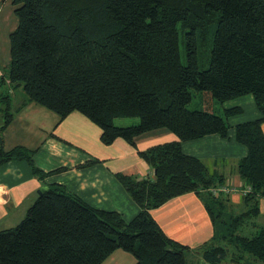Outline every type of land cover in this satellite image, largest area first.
Wrapping results in <instances>:
<instances>
[{"label":"trees","instance_id":"obj_1","mask_svg":"<svg viewBox=\"0 0 264 264\" xmlns=\"http://www.w3.org/2000/svg\"><path fill=\"white\" fill-rule=\"evenodd\" d=\"M18 25L9 35L10 70L0 85L25 92L28 102L60 120L78 112L98 126L109 146L164 130L177 141L139 151L154 178L117 175L140 207L130 222L116 212L91 207L62 185L39 191L25 218L0 231V264H103L122 250L136 264H187L191 248L170 239L151 215L168 201L197 194L213 222L212 239L194 252L209 264H264V227L245 234L264 200V0H12ZM184 41L187 65L181 62ZM199 43L211 47L206 69ZM1 69V67H0ZM2 71V70H1ZM210 92L220 104L251 95L262 117L236 127L248 149L238 172L250 189L242 213L224 185L182 143L219 135L240 108L189 110L195 93ZM10 92H0L2 129L13 121ZM139 123L118 127L116 119ZM36 151L0 148V162L26 161L39 170Z\"/></svg>","mask_w":264,"mask_h":264},{"label":"crops","instance_id":"obj_2","mask_svg":"<svg viewBox=\"0 0 264 264\" xmlns=\"http://www.w3.org/2000/svg\"><path fill=\"white\" fill-rule=\"evenodd\" d=\"M3 91L10 92L12 99L8 108L14 116L3 130V107L0 108V148L35 150L37 168L52 174L41 180L26 161L0 162V231L19 225L36 202L39 191L52 184L62 185L93 208L120 214L126 222L139 214L140 207L116 176L153 179L155 171L140 157L139 151L177 141L174 134L164 130L149 133L136 140V148L122 139L107 146L101 141V129L82 114L74 112L63 120L50 113L45 116L22 94H16L20 90L15 91L7 84L0 85V92ZM223 108L242 110L228 119L231 127L228 138L211 135L183 142L182 149L186 155L201 159L211 173L224 179L223 184L232 190L228 197L234 210L244 204V191L248 188L238 172L239 162L247 157L248 149L237 142L236 127L258 120L262 115L251 95L226 102ZM41 114L44 119L35 123V115ZM151 215L170 239L191 248L187 264H209L194 252L214 235L213 222L197 194L174 198L152 210ZM262 227L264 200L260 202V215L247 225L244 233L254 234ZM103 264H136V260L130 253L118 250Z\"/></svg>","mask_w":264,"mask_h":264},{"label":"rangeland","instance_id":"obj_3","mask_svg":"<svg viewBox=\"0 0 264 264\" xmlns=\"http://www.w3.org/2000/svg\"><path fill=\"white\" fill-rule=\"evenodd\" d=\"M14 7L12 5V0H0V79L8 75L10 67V40L9 35L16 29L18 25L17 18L14 16ZM180 50H181V62L183 65H187V54L185 50L184 41H180ZM210 51L211 47H202V43H199V65L201 69H206L209 66L210 62ZM17 89H15L16 91ZM16 94L20 96L22 94L24 99H27L23 88L20 91H16ZM253 97V96H251ZM254 98V97H253ZM22 101V100H21ZM25 101V100H24ZM24 101H22L24 103ZM21 103V102H20ZM30 103V102H29ZM32 106L41 109L44 114L50 113L51 115H56L44 108L39 107L38 105L31 103ZM189 110H201L207 112H213L217 115L223 116V105L216 101L210 92H201L195 93L192 103L188 106ZM25 111V110H24ZM44 114L35 115V123L44 119ZM46 116V114H45ZM139 123L137 118H121L115 120V125L118 127H129L134 126ZM41 137V136H40ZM247 188L244 191L246 193ZM244 206L236 207L234 209L235 213L239 214L244 211Z\"/></svg>","mask_w":264,"mask_h":264},{"label":"built area","instance_id":"obj_4","mask_svg":"<svg viewBox=\"0 0 264 264\" xmlns=\"http://www.w3.org/2000/svg\"><path fill=\"white\" fill-rule=\"evenodd\" d=\"M249 190L250 189L247 188L246 192L249 191ZM210 192L214 196H219V195L229 196L230 193L232 192V190L228 186L222 185V186H219V187H216V188L212 189Z\"/></svg>","mask_w":264,"mask_h":264}]
</instances>
